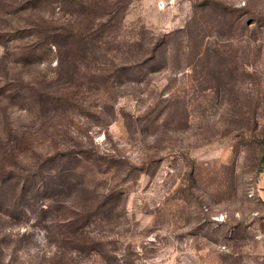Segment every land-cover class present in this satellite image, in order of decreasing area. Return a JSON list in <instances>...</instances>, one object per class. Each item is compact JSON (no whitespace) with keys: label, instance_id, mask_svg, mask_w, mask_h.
I'll list each match as a JSON object with an SVG mask.
<instances>
[{"label":"rangeland","instance_id":"obj_1","mask_svg":"<svg viewBox=\"0 0 264 264\" xmlns=\"http://www.w3.org/2000/svg\"><path fill=\"white\" fill-rule=\"evenodd\" d=\"M263 172L264 0H0V264H264Z\"/></svg>","mask_w":264,"mask_h":264},{"label":"crops","instance_id":"obj_2","mask_svg":"<svg viewBox=\"0 0 264 264\" xmlns=\"http://www.w3.org/2000/svg\"><path fill=\"white\" fill-rule=\"evenodd\" d=\"M256 196L258 200L264 204V172L260 175L256 181Z\"/></svg>","mask_w":264,"mask_h":264},{"label":"built area","instance_id":"obj_3","mask_svg":"<svg viewBox=\"0 0 264 264\" xmlns=\"http://www.w3.org/2000/svg\"><path fill=\"white\" fill-rule=\"evenodd\" d=\"M250 195L256 197V189H255V188L251 191ZM253 214H254V215H259L260 212H259V211H255ZM225 217H226V214H225V213H221L219 216L216 215V216H215V219H217V220H224ZM257 236H258V237H262V236H264V231L261 232V233H259Z\"/></svg>","mask_w":264,"mask_h":264},{"label":"trees","instance_id":"obj_4","mask_svg":"<svg viewBox=\"0 0 264 264\" xmlns=\"http://www.w3.org/2000/svg\"><path fill=\"white\" fill-rule=\"evenodd\" d=\"M82 242V241H81Z\"/></svg>","mask_w":264,"mask_h":264}]
</instances>
